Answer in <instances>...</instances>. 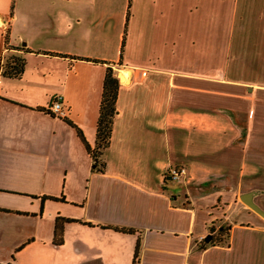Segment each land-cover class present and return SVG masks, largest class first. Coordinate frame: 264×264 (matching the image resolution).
<instances>
[{"label": "crops", "instance_id": "0c3cea01", "mask_svg": "<svg viewBox=\"0 0 264 264\" xmlns=\"http://www.w3.org/2000/svg\"><path fill=\"white\" fill-rule=\"evenodd\" d=\"M232 6L218 66L201 60L216 0H0V59L24 58L17 79L0 67V264H132L138 237L139 264H264V0ZM108 67L117 113L92 171L74 126L93 148Z\"/></svg>", "mask_w": 264, "mask_h": 264}, {"label": "trees", "instance_id": "16d2710c", "mask_svg": "<svg viewBox=\"0 0 264 264\" xmlns=\"http://www.w3.org/2000/svg\"><path fill=\"white\" fill-rule=\"evenodd\" d=\"M7 50V49H6ZM8 51V50H7ZM24 58L22 55L17 53H7L3 57V64L0 63L1 75L4 78L17 79L21 76L23 71ZM119 79L115 71L108 67L105 71L103 78V86L101 99L99 104L98 118L96 123V140L93 148H90L84 141L82 132L79 128L74 126L77 135L84 142L86 149L90 153L92 159V171H103L104 159L103 155L106 148L109 145L112 124L114 116L117 113L116 98L119 88ZM50 199H57L55 197H48ZM2 211H8L1 209ZM73 221L68 218H56L54 223L53 240L52 243L60 245L63 242V226L65 222ZM122 232H133L132 229L127 228H115ZM225 240L221 241L224 242ZM139 249H140V238L138 237L134 254L132 258V264H139ZM11 264V263H6Z\"/></svg>", "mask_w": 264, "mask_h": 264}, {"label": "rangeland", "instance_id": "374dc122", "mask_svg": "<svg viewBox=\"0 0 264 264\" xmlns=\"http://www.w3.org/2000/svg\"><path fill=\"white\" fill-rule=\"evenodd\" d=\"M233 0H216L215 14L209 15V19L202 14L201 27L202 31H213L216 33L210 35H202L201 37V60L204 62L207 60V53L211 57H216V63L219 65L227 57V48L232 45L235 48L236 33L241 26V20L239 19V13L237 18H232ZM238 12H240V5L238 6ZM213 16V17H212ZM229 44V45H228Z\"/></svg>", "mask_w": 264, "mask_h": 264}, {"label": "built area", "instance_id": "2783aa9c", "mask_svg": "<svg viewBox=\"0 0 264 264\" xmlns=\"http://www.w3.org/2000/svg\"><path fill=\"white\" fill-rule=\"evenodd\" d=\"M0 63L3 64V56L0 59ZM46 110L54 115L60 116V117H64L65 116V110H64V106L61 102V99L59 96H54ZM186 175V169L182 166L180 167H170L167 169L166 171V176L170 179V180H178L180 179L182 176Z\"/></svg>", "mask_w": 264, "mask_h": 264}, {"label": "bare ground", "instance_id": "6f19581e", "mask_svg": "<svg viewBox=\"0 0 264 264\" xmlns=\"http://www.w3.org/2000/svg\"><path fill=\"white\" fill-rule=\"evenodd\" d=\"M129 75V71H124L122 74H121V77L123 80L126 79V77Z\"/></svg>", "mask_w": 264, "mask_h": 264}, {"label": "water", "instance_id": "95a60500", "mask_svg": "<svg viewBox=\"0 0 264 264\" xmlns=\"http://www.w3.org/2000/svg\"><path fill=\"white\" fill-rule=\"evenodd\" d=\"M208 239V238H207Z\"/></svg>", "mask_w": 264, "mask_h": 264}]
</instances>
